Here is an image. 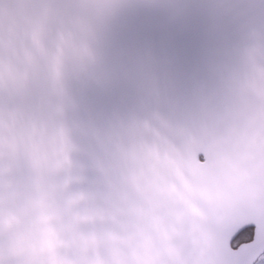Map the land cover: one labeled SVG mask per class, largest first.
Masks as SVG:
<instances>
[{
    "label": "water",
    "instance_id": "95a60500",
    "mask_svg": "<svg viewBox=\"0 0 264 264\" xmlns=\"http://www.w3.org/2000/svg\"><path fill=\"white\" fill-rule=\"evenodd\" d=\"M47 2L0 0V262L186 264L212 192L264 187V100L249 88L225 139L149 135L108 154L41 109L58 42Z\"/></svg>",
    "mask_w": 264,
    "mask_h": 264
},
{
    "label": "snow or ice",
    "instance_id": "6c2138e0",
    "mask_svg": "<svg viewBox=\"0 0 264 264\" xmlns=\"http://www.w3.org/2000/svg\"><path fill=\"white\" fill-rule=\"evenodd\" d=\"M47 6L58 42L38 85L41 109L108 154L149 135L225 139L247 90L264 100V0ZM210 198L213 225L186 264H264V187L221 186Z\"/></svg>",
    "mask_w": 264,
    "mask_h": 264
},
{
    "label": "flooded vegetation",
    "instance_id": "af4514ba",
    "mask_svg": "<svg viewBox=\"0 0 264 264\" xmlns=\"http://www.w3.org/2000/svg\"><path fill=\"white\" fill-rule=\"evenodd\" d=\"M203 161L202 158H198V163H201Z\"/></svg>",
    "mask_w": 264,
    "mask_h": 264
}]
</instances>
